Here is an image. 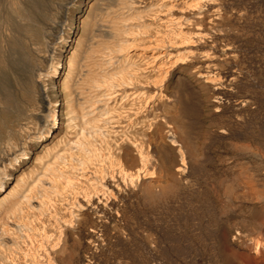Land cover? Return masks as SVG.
Here are the masks:
<instances>
[{"label": "bare ground", "instance_id": "obj_1", "mask_svg": "<svg viewBox=\"0 0 264 264\" xmlns=\"http://www.w3.org/2000/svg\"><path fill=\"white\" fill-rule=\"evenodd\" d=\"M69 1L0 0V195L12 169L32 157L31 145H41L36 158L44 160L30 187L0 197V264H111L110 251L114 264H264V139L242 130L257 97H243L232 117L217 89L240 80L220 71L236 60L234 45L223 43L234 29L221 26L242 18L244 6L149 0L144 10L135 5L143 0H76L82 12L69 8L60 31ZM58 32L50 54L44 38ZM12 108L41 124L11 149L4 126ZM236 129L235 140L261 151L232 147L229 159L247 161L253 181L234 177L225 192L252 212L256 234L213 230L208 197L195 183L208 168L207 139Z\"/></svg>", "mask_w": 264, "mask_h": 264}, {"label": "rangeland", "instance_id": "obj_2", "mask_svg": "<svg viewBox=\"0 0 264 264\" xmlns=\"http://www.w3.org/2000/svg\"><path fill=\"white\" fill-rule=\"evenodd\" d=\"M75 1L76 0L69 1L67 4L63 2V9L64 10L62 12L61 18H59L57 20V24H59L58 27L60 28V31H61V28H64L66 26L65 20H66V16H68L69 8H70V10L72 9L74 11V14H78L79 11L82 12L83 7H81V6L78 7V5H75L72 3ZM228 1L226 0L224 2L225 6H240V5L242 7L244 6L242 8V10L244 9L243 11H245L244 12L245 14L242 18H235V17L231 16L228 18L229 20H226L225 22H223V24L221 26V27H223V25H224V27H225L224 29H227L228 24H229V28L234 29L231 31L232 34L230 33V34H228V36L224 37V39L226 41H224V39H223V43H226L227 39H228V41L234 45V47H235L234 53H235L236 60L230 61L228 64L222 62L221 63L222 65L220 66L221 67L220 71L223 72V71L228 69L229 71L234 70L240 74V80L237 82V84L233 90L232 89L229 90L226 87L217 88L220 91L222 90L221 91V96H222L221 101H222V105H223L222 112L227 114V115L233 114L232 115V117H233L237 112H239V109H240L238 106H235V105L236 104L239 105V102L243 97H246L249 95H252V96L255 95V98L257 97L256 98L257 101L255 99L254 104L255 105L257 104V105L255 108H253L249 111V113H251V115L248 113V111H244V113L242 114V115H244L242 117V119L245 117V119H243V123H242V126L244 125L242 130L244 129V132H246V134L248 132V135H251V136L256 135V137H257V135H258V138L261 137L260 139L263 140L264 139V84H263L264 83L263 82L264 81V65H263L264 64V21H263L264 20V0H232V1L228 0ZM142 2L138 3V1H136V3H137V4H135L136 7H138L139 9L143 8L144 10H148L151 7V5L148 6L149 0H143ZM232 4H234V5H232ZM259 10H262L263 12L262 11L259 12ZM145 13L146 12H144V14H143V18L147 19V17H145V16H148L147 15L148 12L146 14ZM245 16H247V17H245ZM226 22H228V24H226ZM74 25L71 28V30L75 29ZM225 25H227V27ZM59 32L54 35L56 38L55 40L52 37L48 38V36H45L46 38H44L45 41L47 39V42H49L48 46L51 49V50H49L50 54H52L54 46L59 40V38H57L60 35ZM231 35H232V37H231ZM96 38H98V37L93 35L92 37H90L89 41H92L93 39H96ZM189 43L190 42H188L187 45ZM198 47L200 50H202V52L208 50L207 49L208 47L205 44L200 43V45H198ZM215 61L218 62L217 60H215ZM6 70H7L6 68L2 70L3 71L2 78L5 80V82L8 85H10V84L13 85V79H12L13 77H11V74L8 72L10 70L8 69L7 72H6ZM20 72H21V75L23 76V78L26 79V75H25L26 72H24L22 70H20ZM211 84H212V86L218 85L216 83H211ZM237 86H239V87H237ZM235 91H236V93H235ZM223 92H226V93L223 94ZM241 93H243V94H241ZM244 93H245V95H244ZM196 95H200V93L198 91H196ZM254 104H253V106H254ZM232 107H233V109H232ZM236 107H238V110ZM13 109L14 108H12V110H10L11 112H13L15 114V116L12 118L13 120L12 119L8 120L9 122H6V124L4 126L5 132H6L5 135L9 139V146L11 149L14 148V146H16V145H20L24 141V138H26L25 133H24L25 131H29V130L33 129L34 127H36L37 125L41 124V121L37 117H35V115L33 116L32 113H28V115L25 113L20 114V112H18L19 109L18 110L14 109L15 112L13 111ZM240 111H242V109H240ZM246 112L249 115L246 114ZM252 113H254V115ZM247 115L250 117H248ZM188 117H191V115H189ZM195 117H196V119H198L197 114H195ZM18 121H20L21 123H19ZM11 123H12L13 127L11 126ZM235 131L236 132H234V130L232 131L230 136H232V135L233 136L231 138H228V137L225 139L220 138V140L219 139H212V142L213 143L215 142L214 143L215 145L212 144V142L209 144V142L211 141V138L207 139V140H209V141H207L209 149L205 153L208 157V161H207V163H208L207 167L208 168H206L204 173L202 172L201 177H204V178L198 179L201 183L200 182H195V183H196V186L199 185L200 190L202 192H204L203 195L206 196V198L208 197V199H207L208 201L206 202V210L209 208V211L212 212L214 215L213 219H215V225L211 226V228L213 230H215V228L218 224L219 225L222 224L224 229H227V231L230 230L232 232L238 231L241 233H245V232H247V230H249V231H252L253 233L256 234L258 231V228L254 227V226L252 227L250 225V223L252 222L251 220L253 218L252 212L248 211L249 209L247 208V206H245L246 205L245 203L236 202L234 200H231L232 198H230V196L227 197L228 192H225V191H230L229 193H232L231 190H228V187L229 188L231 187L230 185L232 184L234 177L237 178L238 180H242V181L244 180L243 182L253 181V168L252 169L248 168L249 164L247 161H245L244 159H239L238 160L239 162L237 161V163L233 165V161L230 160V159H233V157L231 158L230 155H231V150L234 148V145H236V143H237V145H241L244 149L251 150L253 148L252 150L259 151V152L261 151V148L256 147L257 144L253 143L250 139L246 140L247 142H245V143L242 142V140L241 141L235 140L234 136H236V133H239L238 132L239 129L238 130L236 129ZM243 141H245V140H243ZM228 142H229V144H228ZM243 144H246V145L244 146ZM210 146L212 147L211 150H210ZM248 146H250V147H248ZM31 148L33 150L31 153L32 157H30L26 162H24L25 164L21 163L17 168L12 169V171L15 174V178L12 179L13 182L11 181L9 183V185H8L9 187L7 186L6 191L11 190L12 188H15V187L19 191H21L23 188L30 187L32 185V183L34 182L36 174L39 171V169L41 168V165H42L44 160L43 159L39 160L38 158H36L37 151L39 154L42 155L41 145L33 144V145H31ZM248 148H250V149H248ZM1 155H2V153L0 154V157H1ZM209 157L212 159H210ZM261 157H262L263 162H264V152L262 153V151H261ZM44 158H46V157H44ZM241 161H243V162H241ZM241 163H242V165H241ZM263 170H264V168H263ZM238 173H240V174H238ZM225 174L229 177L231 176L230 179H227V176ZM218 175H220V176H218ZM19 178H23V182H19L18 181ZM231 179H233V180H231ZM216 181L222 183V191L219 194V196H217L216 193L214 192L215 185L217 183ZM201 185H202V187H201ZM189 191H191V190H189ZM187 192H188V190H187ZM4 193H2L0 195V197ZM180 200H181V203H183V201H182L183 198H180ZM183 207H184V204H183ZM186 208H187V206H186ZM184 210L190 211L191 209H189V208L185 209L184 208ZM185 212H187V211H185ZM119 247H121V246H117L115 244L113 245L115 252L117 251L116 253L119 252L118 251ZM124 247L125 248H122V249H126L127 244H125ZM68 252L71 253V250H68ZM114 255H115L114 252L113 253L111 251L108 252V255L106 254L104 261H107V262L109 261L111 264L116 263V260H115L116 256H114Z\"/></svg>", "mask_w": 264, "mask_h": 264}]
</instances>
